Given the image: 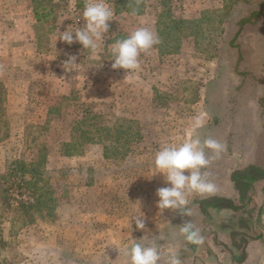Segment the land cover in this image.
Wrapping results in <instances>:
<instances>
[{
    "label": "rangeland",
    "instance_id": "1",
    "mask_svg": "<svg viewBox=\"0 0 264 264\" xmlns=\"http://www.w3.org/2000/svg\"><path fill=\"white\" fill-rule=\"evenodd\" d=\"M47 1L0 0V264H128L130 239L145 236L181 264H264V0H173L172 15L195 26L172 54L160 52L155 0L136 15L108 0L115 14L96 54L56 42L83 26L86 0ZM138 27L160 43L126 76L109 45ZM69 56L79 64L66 72ZM87 109L135 121L140 137L124 156L104 155L109 140L75 141ZM197 117L201 140L226 145L206 169L218 190L190 195L191 216L161 214L155 193L168 185L154 155ZM142 215L138 231L130 220ZM187 220L203 244L184 240Z\"/></svg>",
    "mask_w": 264,
    "mask_h": 264
},
{
    "label": "clouds",
    "instance_id": "2",
    "mask_svg": "<svg viewBox=\"0 0 264 264\" xmlns=\"http://www.w3.org/2000/svg\"><path fill=\"white\" fill-rule=\"evenodd\" d=\"M114 14L108 0H86L82 11L83 26L74 31L72 26L64 31L58 30L56 42L59 40L67 45L79 43L83 50L96 54L98 47L105 42L109 22L113 21ZM130 14L136 15V10L133 9ZM159 43V36L154 30L138 27L126 38L109 45L113 61L111 67L122 69L127 73L126 76H131L140 68L141 54L148 53ZM76 60V56H69L63 62L64 70L71 72L79 64ZM202 126L203 118H195L186 139L179 143L165 144L154 155L153 176H163L164 183L168 185L157 189L155 193L158 198L156 207L161 214L165 210H171L183 217L191 216L190 195L212 196L218 190L217 185L209 179L210 174L206 169L213 159L219 158L226 145L212 138L201 140L195 132ZM130 221L135 222L136 230L145 229L143 215ZM130 221L128 227L131 229ZM179 231L190 245H201L204 242L200 230L190 220L179 226ZM159 247L156 238H131L126 247L128 264H181L176 253L163 258Z\"/></svg>",
    "mask_w": 264,
    "mask_h": 264
},
{
    "label": "trees",
    "instance_id": "3",
    "mask_svg": "<svg viewBox=\"0 0 264 264\" xmlns=\"http://www.w3.org/2000/svg\"><path fill=\"white\" fill-rule=\"evenodd\" d=\"M147 1L151 0H116L112 2L115 5V8L119 10H124L130 12L135 9L136 14H141L144 11L145 4ZM157 3V8L159 10L157 28L162 25V33H165V46L167 50L160 51L167 54L177 53L180 51L179 40L182 37H185L183 34L185 26H195V22H189L186 19H176L172 15V1L173 0H155ZM238 1V0H235ZM51 4L50 0L47 1ZM76 5L79 6L80 3L76 0ZM46 6L41 7V9H34V14L36 20H41L39 15L40 10H44ZM255 17L259 16L258 13H254ZM48 16L44 15L43 17ZM242 22H247V19H243ZM199 23V22H198ZM161 33V34H162ZM176 44L174 47L170 43ZM83 129H79L78 136L75 137V141L79 140H89L90 138H98L99 140H109L110 144L108 148L104 146V155H107V150L112 147L116 149V156H124L127 152L128 145L131 141L136 140L140 137L138 126L135 121L114 118L113 120L109 119L108 116H104L101 113H94L91 110L87 109L86 117L81 122ZM135 125V126H134ZM77 129V128H76ZM75 129V130H76ZM76 133V132H74ZM75 144V142H74ZM205 208V204L203 205Z\"/></svg>",
    "mask_w": 264,
    "mask_h": 264
},
{
    "label": "crops",
    "instance_id": "4",
    "mask_svg": "<svg viewBox=\"0 0 264 264\" xmlns=\"http://www.w3.org/2000/svg\"><path fill=\"white\" fill-rule=\"evenodd\" d=\"M254 55H255V53H254ZM263 60H264V53H263ZM262 74L264 75V69H263V71H262ZM248 106H249V104H248ZM257 157H259L258 159H263L264 158V151H261V154L260 155H257ZM214 209H217L218 210V208L217 207H214ZM219 210H221V209H219ZM264 234V231H262V235ZM263 240H262V245H263V247H264V235H263ZM258 241H261V240H258Z\"/></svg>",
    "mask_w": 264,
    "mask_h": 264
}]
</instances>
